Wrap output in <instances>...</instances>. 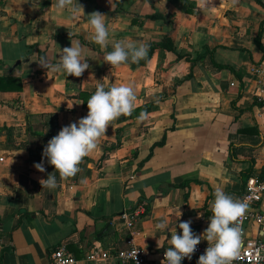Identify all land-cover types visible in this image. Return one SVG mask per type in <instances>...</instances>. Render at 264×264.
<instances>
[{"label": "crops", "instance_id": "0c3cea01", "mask_svg": "<svg viewBox=\"0 0 264 264\" xmlns=\"http://www.w3.org/2000/svg\"><path fill=\"white\" fill-rule=\"evenodd\" d=\"M74 3L83 11H57L52 0H0V76L21 85L0 87V264H48L61 243L76 264H122L90 254L126 247L121 214L138 202L147 210L135 240L148 264L168 246L158 247L159 237L171 238L154 230L157 222L181 234L179 223L191 220L201 235L217 189L241 201L246 179L264 176V77L253 70L263 60L264 0H211L204 11L197 0ZM94 11L105 15L106 48L90 40ZM121 40L146 42L147 58L111 68L103 56ZM71 41L89 69L81 77L46 74L40 58L56 63ZM98 84H133L134 111L109 126L76 176L57 174V188H42L54 171L44 147L87 115ZM141 112L149 119L138 120ZM42 160L44 172L34 167ZM254 207L264 212V193ZM246 234L264 238V225L248 223Z\"/></svg>", "mask_w": 264, "mask_h": 264}, {"label": "clouds", "instance_id": "9594fccd", "mask_svg": "<svg viewBox=\"0 0 264 264\" xmlns=\"http://www.w3.org/2000/svg\"><path fill=\"white\" fill-rule=\"evenodd\" d=\"M231 3L235 5L237 0H231ZM210 4L211 0H197V5L202 11L212 8ZM33 6L38 7V4ZM51 8L57 11L70 8L73 13L83 11V7L75 4L74 0H52ZM87 16L90 40L101 48H106L109 43V29L105 15L94 11ZM112 47L113 50L103 56V62L109 64L111 68H118L129 61L139 63L140 60L147 58L149 51L146 42L128 40L117 41ZM85 58L82 46L71 41V47H65L60 51V58L56 59V63H50L46 56L41 57L37 63L46 70V74L51 72L66 77H81L90 67ZM136 99L133 84L113 85L107 90L103 84H98L94 94L87 100V115L77 122L62 127L44 147L42 157L47 159L49 165L54 166V171L48 174L47 179L39 181L42 188H57V174L60 180L76 176L81 171L80 164L99 147V141L106 136L109 126L120 117L131 115ZM149 117V113L141 112L138 120L143 122ZM34 167L40 172L45 171L43 160ZM247 207L246 203L217 189L211 204L210 223L201 235H196L192 231L191 220L179 223L181 234L177 233L176 226L170 228L166 220L157 222L154 230L171 232L170 239L166 236L163 240L160 237L157 240L158 247H164L165 241L168 245L161 264H181L185 258L191 259L201 240H206L208 247L204 254L199 256L197 264H233V261L240 256L242 242V229L238 221L245 215ZM181 215L179 211L177 219ZM131 255L136 260L137 251Z\"/></svg>", "mask_w": 264, "mask_h": 264}, {"label": "built area", "instance_id": "2783aa9c", "mask_svg": "<svg viewBox=\"0 0 264 264\" xmlns=\"http://www.w3.org/2000/svg\"><path fill=\"white\" fill-rule=\"evenodd\" d=\"M253 70L260 73L264 77V47H263V60L261 64L253 66ZM260 92L264 99V81L262 83ZM264 193V176L262 177H248L245 182L244 190L241 195V202L248 205L246 213L238 221L241 232V249L240 256L233 261V264H264V238L260 236L249 237L246 234V224L253 223L259 227L264 225V212L255 209L254 205L261 200ZM146 203L138 202L129 211L121 214L126 226L130 229L129 236L126 238V247L122 249L113 250V252L102 250L92 252L91 258H110L114 257L119 263L122 264H146L147 251L138 245L135 240L137 231L134 229L135 224L146 214ZM168 246L164 247L159 254L157 260L148 264H161L164 259V253ZM206 246L203 242L197 245L196 251L191 259L185 258L181 264H195V259L198 255L204 254ZM137 251L136 260L132 257V253ZM77 259L67 249L64 243L57 245L50 253L48 264H76Z\"/></svg>", "mask_w": 264, "mask_h": 264}, {"label": "trees", "instance_id": "16d2710c", "mask_svg": "<svg viewBox=\"0 0 264 264\" xmlns=\"http://www.w3.org/2000/svg\"><path fill=\"white\" fill-rule=\"evenodd\" d=\"M15 79L11 76H0V87L5 88H20L21 85L15 84Z\"/></svg>", "mask_w": 264, "mask_h": 264}]
</instances>
